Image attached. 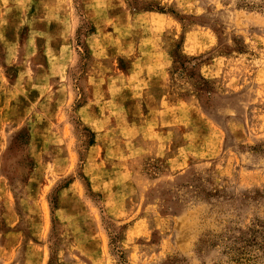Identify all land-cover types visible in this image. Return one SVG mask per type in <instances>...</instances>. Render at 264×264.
<instances>
[{"label":"rangeland","instance_id":"obj_1","mask_svg":"<svg viewBox=\"0 0 264 264\" xmlns=\"http://www.w3.org/2000/svg\"><path fill=\"white\" fill-rule=\"evenodd\" d=\"M0 264H264V0H0Z\"/></svg>","mask_w":264,"mask_h":264},{"label":"clouds","instance_id":"obj_2","mask_svg":"<svg viewBox=\"0 0 264 264\" xmlns=\"http://www.w3.org/2000/svg\"><path fill=\"white\" fill-rule=\"evenodd\" d=\"M160 2H163V0H160Z\"/></svg>","mask_w":264,"mask_h":264}]
</instances>
